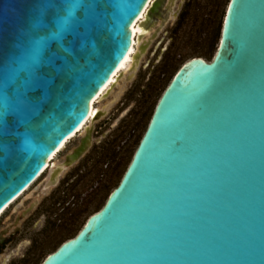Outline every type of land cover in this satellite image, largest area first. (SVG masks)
I'll return each instance as SVG.
<instances>
[{"label": "water", "instance_id": "1", "mask_svg": "<svg viewBox=\"0 0 264 264\" xmlns=\"http://www.w3.org/2000/svg\"><path fill=\"white\" fill-rule=\"evenodd\" d=\"M173 6L0 0V210L87 119L130 49L132 24L143 13L138 24L153 27L143 53ZM106 113L84 126L47 186ZM40 264H264V0L228 1L212 59L178 67L118 185Z\"/></svg>", "mask_w": 264, "mask_h": 264}, {"label": "rangeland", "instance_id": "2", "mask_svg": "<svg viewBox=\"0 0 264 264\" xmlns=\"http://www.w3.org/2000/svg\"><path fill=\"white\" fill-rule=\"evenodd\" d=\"M224 3L225 0H174L173 9L177 10V15L171 17L150 41L134 76L130 80L124 77L118 79L111 94H115L120 86L123 89L107 113L95 122L99 126L97 133L104 131L106 135V167L100 185L90 194L86 206L75 211L71 221L50 235L37 238L29 252L23 251L27 248L31 235L24 234L19 251L10 252L5 264H39L62 241L72 237L88 215L98 208L107 191L116 183L165 79L182 61L190 57L200 56L208 61L211 41ZM180 12L183 13L181 23L175 27ZM110 125L112 128L108 127ZM11 247L12 245L8 246V249ZM2 256L3 254L0 259Z\"/></svg>", "mask_w": 264, "mask_h": 264}, {"label": "flooded vegetation", "instance_id": "3", "mask_svg": "<svg viewBox=\"0 0 264 264\" xmlns=\"http://www.w3.org/2000/svg\"><path fill=\"white\" fill-rule=\"evenodd\" d=\"M98 129L99 126L95 125L93 134L97 135L92 134L88 149L58 174L53 185L47 186L65 154L78 145L79 134L47 163L40 176L4 211L0 218V232L4 234L0 255L18 252L24 234L31 235L23 251L29 252L37 238L63 227L73 219L77 209L86 206L90 194L100 185L106 167V135H103L104 131L98 134ZM10 245L12 247L8 249Z\"/></svg>", "mask_w": 264, "mask_h": 264}, {"label": "bare ground", "instance_id": "4", "mask_svg": "<svg viewBox=\"0 0 264 264\" xmlns=\"http://www.w3.org/2000/svg\"><path fill=\"white\" fill-rule=\"evenodd\" d=\"M149 5V3H148ZM139 18H144L143 13L140 15ZM138 19L134 24H132L131 26V32H132V44L130 46V49L127 53V55L124 57V59L120 62V64L118 65V67L116 68V70L114 71V73L110 76V79L108 81V83L99 91V93L90 101V110H89V115L87 117V119L82 123V125H80L77 130L70 134L65 140L62 141V143L60 144V146L54 151V153L52 155H50L47 160H46V164L44 166V168L41 170V172L38 174L40 175L47 167V163L50 162L54 156L61 151L65 145L72 140L75 136H77L79 133L82 134L83 128L84 126H86L87 124H89L90 119L93 118L95 116V114L98 111H105L107 112L109 107L117 100L121 90L123 89V87H119L118 90H116L115 94H111L112 92V87L116 84H118V79L119 77H125L127 74H130L132 72V66L133 64H138L139 60L142 56V54L144 53H140L139 51V47L141 46V44L148 38V36L151 33V30L153 29V27L151 29H145L143 27H141L138 22ZM137 54V56H136ZM107 92V96L104 95ZM110 98H107V97ZM107 98L104 102H100L102 99ZM112 99V100H111ZM37 175V176H38ZM35 180V179H34ZM34 180L32 182H34ZM32 183H30L19 195H17L12 201H10L4 208H2L0 210V216L2 215V213H4V211L18 198L20 197L25 190H27L29 188V186ZM11 253H7L6 255L4 254L1 259H0V264H5L7 257H9Z\"/></svg>", "mask_w": 264, "mask_h": 264}, {"label": "trees", "instance_id": "5", "mask_svg": "<svg viewBox=\"0 0 264 264\" xmlns=\"http://www.w3.org/2000/svg\"><path fill=\"white\" fill-rule=\"evenodd\" d=\"M228 1H229V0H225L224 6H223V10H222L221 15H220V17H219V19H218L217 26H216V30H215L214 36H213V38H212V41H211V47H210V52H209V55H208V56H209L208 61H210V60L212 59V57H213V55H214V53H215V50H216V47H217V43H218V40H219V37H220L222 21H223V17H224V14H225V9H226V6H227ZM182 15H183L182 12H180V13L178 14V19H177V23H176V26H175V27L179 26V23H181ZM186 60H187V59H186ZM184 61H185V60H184ZM184 61H182V62L180 63V65H181ZM180 65H178L177 68L174 70V72H173L170 76H168V77L165 79V81H164V83H163V85H162V88H161L159 94L157 95V98L154 100L152 106L150 107V110H149L148 114L146 115V119H145V122H144V124H143V128H142L141 132L139 133V135L137 136V138H136V140H135L134 147L132 148V150H131V152H130V154H129V156H128V159L126 160V162H125V164H124L122 170L120 171L116 183H115V184H114V185H113V186L107 191V194H106V196H105L103 202L100 203V205L98 206V208H97L94 212L98 211V210L103 206V204L105 203V201H106V199H107L109 193H110V192H111V191H112V190L118 185V183H119V181H120V179H121V177H122L124 171L126 170L128 164H129V162H130V160H131V158H132V156H133V153H134V151H135V149H136V147H137V145H138V143H139V141H140V139H141V137H142V135H143V133H144L146 127H147V125H148V122H149L150 117H151V115H152V113H153V110H154V107H155V105H156L157 100L159 99V97H160V95L162 94L163 90L165 89V87L167 86V84L169 83V81L171 80V78L173 77L174 73L176 72V70L178 69V67H179ZM94 212H92V213H94ZM92 213H91V214H92ZM91 214H90V215H91ZM88 216H89V215H88ZM87 218H88V217H87ZM87 218H86V219H87ZM85 221H86V220H85ZM85 221H84V223H85ZM84 223H83V224H84ZM83 224H82V225H83ZM82 225L78 228V230L76 231V233L80 230V228L82 227ZM76 233H75L73 236H75ZM73 236H72V237H73ZM70 238H71V237H70ZM62 242H63V241H62ZM62 242H61V243H62ZM59 245H60V244H59ZM59 245H58V246H59ZM58 246H57V247H58ZM57 247H56V248H57ZM56 248H55V249H56ZM49 253H50V252H49ZM44 258H45V257H44ZM40 263H41V262H40ZM40 263H39V264H40Z\"/></svg>", "mask_w": 264, "mask_h": 264}, {"label": "built area", "instance_id": "6", "mask_svg": "<svg viewBox=\"0 0 264 264\" xmlns=\"http://www.w3.org/2000/svg\"><path fill=\"white\" fill-rule=\"evenodd\" d=\"M39 176H40V175H38V176L35 178V180H36ZM35 180H34V181H35ZM31 183H33V182H31Z\"/></svg>", "mask_w": 264, "mask_h": 264}, {"label": "snow or ice", "instance_id": "7", "mask_svg": "<svg viewBox=\"0 0 264 264\" xmlns=\"http://www.w3.org/2000/svg\"><path fill=\"white\" fill-rule=\"evenodd\" d=\"M145 7H148V5L146 4Z\"/></svg>", "mask_w": 264, "mask_h": 264}]
</instances>
